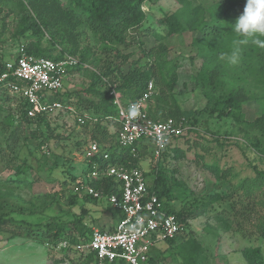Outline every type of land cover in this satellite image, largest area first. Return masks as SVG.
<instances>
[{"label": "rangeland", "instance_id": "rangeland-1", "mask_svg": "<svg viewBox=\"0 0 264 264\" xmlns=\"http://www.w3.org/2000/svg\"><path fill=\"white\" fill-rule=\"evenodd\" d=\"M22 1L0 0V65L15 58L21 43L35 47L38 37L30 31L20 32L21 18L31 14L20 5ZM190 1L200 5L207 18L216 3ZM179 6L177 0H146L142 7L147 17L131 30L139 35L145 49L156 44L154 32L164 36L162 41L170 48L168 56L178 64L174 97L182 109L198 112L195 128L200 133L176 141L181 155L175 156L172 145L164 148L157 164L148 148L141 152L139 165L151 179L158 166L165 170L171 191L168 205L175 211L184 210L187 224L174 241L158 242L150 253L153 263L146 264H184L180 245L192 240L194 264H249L242 253L248 246L260 248L264 264V178L253 168L264 170V130L253 125L264 114V87L245 85L247 97L239 119L220 112V106L212 112L207 110V99L194 80L201 58L191 40L200 33L194 30L167 35L165 25L158 23ZM74 35L76 43L54 44L47 34L39 43L45 55H58L63 50L86 59L85 67L68 68L64 79V89L74 102L78 97L97 99L85 91L95 72L109 69L110 76L119 75L140 55L139 43L132 39L127 46L109 43L104 47L85 25L77 26ZM150 58H142L140 65L151 62ZM161 89L163 86L158 85L155 92ZM22 106L21 98L0 89V214L6 218L1 224L4 230L0 229V264H93L74 250L63 251L57 244L50 248L46 242L52 240L46 226L82 218L87 221L91 211L85 206L93 202L84 193H73L72 177L86 178L93 154L89 141L98 140L99 149L115 146L117 124L109 119L99 125H95L97 121L81 125L63 112L48 115L44 122L30 123L20 119ZM215 161L222 171L220 177L205 165ZM216 195L219 197L210 200ZM95 205L103 213L110 211L105 197ZM88 219L91 223L102 220ZM115 221L112 218L109 223Z\"/></svg>", "mask_w": 264, "mask_h": 264}, {"label": "trees", "instance_id": "trees-1", "mask_svg": "<svg viewBox=\"0 0 264 264\" xmlns=\"http://www.w3.org/2000/svg\"><path fill=\"white\" fill-rule=\"evenodd\" d=\"M23 1L20 2V5L27 12L28 10L31 11V14L28 13L29 15L21 18L20 32L23 34L30 31L32 35L38 37L34 48L26 45L27 52L35 56L61 58V54L65 52L63 50L58 55H45L43 48L39 46L40 38L47 34L49 40L54 44L68 41L76 43L74 32L79 25H85L104 47L109 46V43L116 46H127L131 41L130 39L139 43L140 55L137 59L132 60L126 72L122 73L119 71L120 74H115L114 76H110L109 69L103 72H95V79L85 91L90 93L92 97H96V100L91 97H78L75 102L72 100L78 110L87 111L98 118L95 125H99L102 121L113 119L116 115L117 106L113 103V95L110 94L111 90H115L120 94L122 102L134 100L143 93L147 82L154 79L155 89H157L158 85L163 86V89L161 91L157 90L153 94L148 108L149 117L155 121L172 118L177 122L183 121L185 125L189 126V129L172 136L165 149L172 145L175 156L181 155V151L176 147V141L189 134H200L199 130L195 128V123L197 122L196 114L198 112L191 109H182L174 97L178 64L175 59L168 56L170 48L166 42L162 41L164 36L154 32L156 44L150 49H145L138 40L139 35L131 31L142 25L147 17L146 11L142 7L146 0ZM177 2L180 4L178 9L163 18H159L158 23L165 25L167 35H179L185 31L194 30L200 33V36L192 38L191 46L195 54L201 58L194 80L196 87L201 90L207 99L205 108L212 112L217 106H220V112L224 110L227 115L232 116L234 119L241 118V107L247 97L245 85L249 83V85L264 87V47L251 42V38H249V43L240 45V61L235 65L230 64L228 61V56L236 46V42L242 39L233 31L232 24L243 12L246 0H216L208 18L205 17L200 5H193L190 0H177ZM261 39H264V37ZM74 49H76V46H74ZM68 53L74 54L73 51ZM150 56L151 62L140 65L139 61L142 58H149ZM79 59L80 63L73 68L85 67L86 59L83 56H79ZM2 66L3 64L0 65V68ZM70 97V94L65 90L59 93L58 96H54L60 101H68ZM24 107L25 104H23L19 113L21 115L20 119L25 122L40 123L46 120V115H37L35 118L27 117ZM115 123L118 129V123L116 121ZM86 124L88 122L83 125ZM253 125L264 130V114L256 118L253 121ZM97 142L99 143L98 140ZM224 143H220V145L223 146ZM234 143L235 145L238 144L237 141ZM146 151V146L138 143H135L132 147H121L116 142L113 148L107 149L108 157L106 159L94 154L89 157L85 174L93 169V165H96L98 169L105 167L108 163L124 165L128 168L137 167L141 152L146 153ZM205 165L213 171L216 177H220L222 171L216 161ZM253 168L257 175L264 178V170H259L255 166ZM145 176L151 180L149 183L150 191L157 194L167 212L176 216L182 226L181 231H183L186 224L183 220L184 210L175 211L168 205L171 191L163 167L158 166L152 179L147 172H145ZM72 180L74 184L88 183L106 194H110L113 191L110 187L111 182L107 179H98L96 177L87 179L82 176H73ZM88 197L93 201L95 200L91 196ZM217 197L219 195L211 197L210 200ZM5 222L6 218H4L2 213L0 214V229L4 230L1 224ZM46 229L52 240L51 243L46 242V244L51 248L59 241L65 239L71 244L67 248L62 247L61 250L67 251L74 250L73 243L87 238L91 232V225L83 221L82 218L74 219L70 223H53L47 225ZM64 234L65 236L61 238V235ZM13 235L17 236L19 234L13 233ZM177 235L165 241L172 242L178 237ZM192 242L194 240L180 245L184 264H194L195 257L193 254L195 251L192 252V247H190ZM242 253L249 264L262 263L259 247H244ZM86 258L93 260L92 255H88ZM146 263H153L150 255H148Z\"/></svg>", "mask_w": 264, "mask_h": 264}, {"label": "built area", "instance_id": "built-area-1", "mask_svg": "<svg viewBox=\"0 0 264 264\" xmlns=\"http://www.w3.org/2000/svg\"><path fill=\"white\" fill-rule=\"evenodd\" d=\"M61 56L59 59L35 56L28 53L26 45L21 43L15 58L0 68V89L22 99L29 118L63 112L73 116L81 125L96 122L98 118L87 111L78 110L72 98L68 101L54 98L64 91L68 68L80 63L78 56L68 52H63ZM154 93L152 79L134 100L122 102L118 92L110 91L113 103L117 106L113 117L118 123L115 136L117 144L121 147H132L135 143L144 145L149 149L151 160L157 164L170 138L189 129V126L172 118L161 121L151 119L148 108ZM98 146V142L89 141L90 151L106 159L107 150L99 149ZM145 172L140 165L128 168L108 163L100 169L93 165L86 178L110 180L113 190L110 194L88 183L72 184L73 193H84L96 200L105 197L110 207L119 212L113 230L91 227L86 239L72 244L75 252L85 257L92 255L93 264H145L158 242L172 238L182 230L176 216L167 212L157 194L150 191V180ZM69 244L63 239L56 246L67 248Z\"/></svg>", "mask_w": 264, "mask_h": 264}, {"label": "clouds", "instance_id": "clouds-1", "mask_svg": "<svg viewBox=\"0 0 264 264\" xmlns=\"http://www.w3.org/2000/svg\"><path fill=\"white\" fill-rule=\"evenodd\" d=\"M233 25V31L242 39L236 42V46L228 56L230 64H237L241 58L240 45L254 42L264 47V0H246L243 12L239 15Z\"/></svg>", "mask_w": 264, "mask_h": 264}, {"label": "crops", "instance_id": "crops-1", "mask_svg": "<svg viewBox=\"0 0 264 264\" xmlns=\"http://www.w3.org/2000/svg\"><path fill=\"white\" fill-rule=\"evenodd\" d=\"M64 90L68 91L67 89H64ZM91 201L93 202L92 203L93 205L87 204V206H85L86 209H89L91 211V212H88L87 221H85V222L90 224V225L92 224L91 227H98L101 230H109V231L113 230L117 221H115V223H109V220L110 219L112 220V218H113V220H114V218L117 220L118 216H119V212L117 211V214L115 215V212L108 205L109 206V210L111 212L107 211V212L103 213V210L95 205L97 200L95 199L94 201L93 200H91ZM111 214H113V215L109 216ZM88 218H90V219L91 218L92 219H101L102 218V220H96L93 223H91ZM98 225H100V226H98Z\"/></svg>", "mask_w": 264, "mask_h": 264}]
</instances>
